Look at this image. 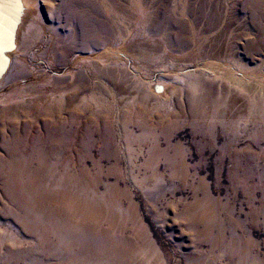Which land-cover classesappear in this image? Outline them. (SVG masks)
Listing matches in <instances>:
<instances>
[{
  "label": "rangeland",
  "instance_id": "374dc122",
  "mask_svg": "<svg viewBox=\"0 0 264 264\" xmlns=\"http://www.w3.org/2000/svg\"><path fill=\"white\" fill-rule=\"evenodd\" d=\"M161 1L163 10L187 19V3L218 9L222 23L232 21L236 59L203 53L207 39L174 44L147 28V6L136 4V26L117 24L122 29L96 52L118 57L134 78L121 85V95L102 84L81 102L76 95L83 90L71 73L85 67L81 60L90 54L55 48L57 35L69 40L80 30L52 9L60 0L50 7L44 0H0V264L57 262L49 256L54 237L42 240L34 223L22 218L9 187L14 193L27 187L42 208H53L52 198L98 191L105 204L115 205L125 234L140 221L163 264H264V105L257 99L264 92V0ZM102 7L110 23L119 22ZM184 71L189 80L206 71L212 88L206 102L188 96L175 77ZM20 91L25 99L3 102ZM122 131L135 138L132 149Z\"/></svg>",
  "mask_w": 264,
  "mask_h": 264
},
{
  "label": "bare ground",
  "instance_id": "6f19581e",
  "mask_svg": "<svg viewBox=\"0 0 264 264\" xmlns=\"http://www.w3.org/2000/svg\"><path fill=\"white\" fill-rule=\"evenodd\" d=\"M44 1H45L46 5L50 7L52 5V2H54L56 0H44ZM82 1H84V2H81V1L79 2L78 0H60L59 5H52L53 6L52 9H55L56 11L64 13L66 15V18H68L67 20H70L73 23H78V28L80 29L79 32H76L75 34L72 33V35H70L72 37V39L69 38V40L65 39V36L57 35L56 36L57 41L55 42V45H56L55 48L61 49V50L64 48L66 52H72V53L79 52V51L82 53L83 51H85V53L90 54L88 59L81 60V62L83 63V66L85 65V67H83V68L80 67V70L78 72L75 71L74 73H71L72 76L70 75L71 79L74 82V85L76 83V85L78 87L82 88V90H83L80 92L79 95L73 94V95H76V101L80 100L81 102H84L85 99L88 97L86 95V92H90L94 89H95V91L96 90L100 91L102 84H105V85L111 87L113 90L116 91V93L118 95H121V93H123V91L120 90L121 85H124L126 79H128L130 77L134 78V76L131 73L126 71V69L123 67V64L120 66V64H118V62H116L118 57L116 58V61H113L112 60L113 57L111 55H109L108 53L104 54V51H103V53L98 54L96 52L98 50H103V44L108 43V41L110 40L109 37H110L111 33H114L117 30H121L122 27H123V29L132 30L136 26V23H133V20L135 18H137V16L132 12L133 9H135L136 4H141L143 6H147V8H146L147 9V11H146L147 12V14H146L147 15V28L152 30V31L154 30L156 32L163 33L166 36L165 38L170 37V39L172 41H175L174 44H180L181 42L188 40L191 37H193V38L196 37V39H199L202 42H204L207 39L208 44L205 43L204 46H206V48H205V51H203V53H208V54L211 53V54H214V56H219V57H221L220 55L222 53H225L226 54L225 56H227L229 58L231 57L234 60L236 59L234 45H233V42L231 40L232 35H233L232 33L234 32L233 27H232V23H230L232 21L228 20L225 23H222L224 18L222 19L221 12L218 9L211 8L210 6H208V7L203 6L202 5L203 3L201 4L199 2L200 4L191 5L190 3L184 2V3L188 4L187 5L188 8H187L186 15H185L188 17V19H187V18H181L179 16H176L175 14L169 12V10H167V9L163 10L161 8L160 0H82ZM181 1H184V0H181ZM10 2H12V1H10ZM49 3H51V5H49ZM165 5H167V4H165ZM102 6H104L106 8L105 11L107 13L110 12V15L112 17H114L115 19H117L119 22L118 23H110V19H108L109 17H107V19H106V16L104 15ZM184 10H186V9H184ZM230 18H231V16H230ZM117 24H120L122 27L121 28L116 27ZM254 24H256V23H254ZM259 27H260V25H259ZM238 29H240V28H238ZM262 30H264V29H262ZM77 39H79L80 42L76 41ZM263 42H264V40H263ZM61 43H63L64 46H62ZM58 44H61V45H58ZM250 44H257L258 45L259 43L258 42L257 43L250 42L249 45ZM173 48H174V46H173ZM133 51L134 50L132 48H129V50L127 52H133ZM255 51H256V49H255ZM248 52H250V51H247V53ZM57 64H58V62H57ZM208 65H211V69L213 68L212 63H209ZM81 66H82V64H81ZM200 68H202V67H200ZM205 72L206 71L194 72V74H197V76L193 77L192 80L188 79L191 75L188 71L187 72L184 71V72H180V73L175 74V77L177 79H179L183 83L184 87H186L188 89V91H189L188 96H190V98L193 102H206L208 97H209V94L212 90L211 86L207 84V83H209V80L207 81V73H205ZM91 74L95 77V79H98V83H95V82L93 83ZM65 75H67V74H65ZM248 75H249V73H248ZM46 81H47V79H46ZM46 81H44V82H46ZM70 84H72V82H70ZM235 84H237V83H235ZM25 86H28V85H25ZM24 87H22L23 88L22 90H24ZM69 87H71V86H69ZM208 88H210L211 90H209ZM254 88H255V86H254ZM34 89H35V87H34ZM59 89H60V86H59ZM102 89H105V88H102ZM180 90H182V89H180ZM225 90L226 89H224V92H225ZM243 90L246 92V94H248L250 96L254 95L253 90L250 86H245L243 88ZM29 91H31V90H28V92ZM24 94H26V93L25 92L22 93V91H20L18 94L15 93V95H12V92H11L12 96H9L4 101L3 100H1V101L10 102V101H14V100H23L26 97V95H24ZM7 95H8V93H7ZM163 95H164V93H163ZM91 96H93L94 100L97 101V98H96L97 94L96 93H92ZM257 99L260 101L259 104L261 106H263L264 105V92L259 93L257 96ZM218 109H220V108H218ZM103 120H105V118ZM91 121H93V120H91ZM103 123H101V124H103ZM112 125H114V124H112ZM106 126H107V124H106ZM102 129H104V128H102ZM101 132L103 133V131H101ZM121 133H124V132L122 131ZM90 134H88L89 137H90ZM88 135H87V137H88ZM49 137H50V135H49ZM57 137H58V135H57ZM123 138L125 139V144H126L127 150L132 149V146L135 142V138L133 137V135H131L129 132H125L123 134ZM85 139H86V137H85ZM101 141H103V140H101ZM60 142H61V140H60ZM80 150H82V148H80ZM89 150H90V148H89ZM85 157H87V156H85ZM80 160H82V159H80ZM77 161H79V160H77ZM92 161H94V160H92ZM92 161H91V163H93ZM71 162H73V161H70L69 163H71ZM84 162H85V160H84ZM96 165H98V164H96ZM77 167H78V165H77ZM83 168H84V166H83ZM11 169H12V167H11ZM81 170H83V169H81ZM13 177L15 178L16 176H13ZM13 177H12V179H13ZM21 180H22V178H21ZM21 180L19 179V181H21ZM13 182H14V180H13ZM90 183H91V181H90ZM11 184H13V183H11ZM18 185L19 184H17V186ZM25 185H26V183H25ZM12 186H14V185H12ZM12 188H10V187L8 188V189H11L9 191V197H12V202L14 204H16V206H17L16 210L20 209L21 211L24 212V217H22L20 214H19V217L21 216L24 219L26 218L25 221H28V222L30 220V222L32 223V226L34 223V225L39 229L38 231L36 230L37 231L36 233L40 232V237L42 238V240L48 241L47 238L49 236L54 237V239H55L54 244L55 245L52 244V245H54V247L49 252L50 253L49 256H50V258L54 259L55 261L57 260V262L54 261L55 263H51V264H163L162 261H164V260H162L161 254L159 252L155 251L154 247H156V246L153 245V241H151L150 236L148 235L147 232H145V230L142 227H140L137 224V222L139 223L140 221H136L137 218H136V220L134 218L135 223H133L134 224L133 227L130 226L131 227L130 233L125 234V232L127 231V227H125L126 223H124L125 225H123L122 218L118 217V215L116 214L115 205L114 204H110V205L105 204L106 202L105 203L103 202V200H102L103 197L101 196V193H99L98 191H92L93 195L87 196V197H82V196H78V195H77L78 196L77 197V196H74L72 194L69 195V193H68L69 196H65L64 198L55 199V202L52 201L53 198H52V194H51L52 199L50 202H52L51 204L54 203V207L51 208L52 206L50 205V207L42 208V205H40V203L42 201H40V200L37 201L38 199H40V196H39V198L37 197L38 199L36 201L32 200V198L29 197V193L31 191L29 192L27 187H22V188H24L22 193H19L20 191L18 193L17 192L14 193V189H12ZM16 188H18V187H16ZM38 188H39V186H38ZM44 188H45V185H44ZM30 189H31V186H30ZM32 189H33V185H32ZM42 190H40V191H42ZM83 190L84 189H82V191ZM42 192L44 193V191H42ZM45 192H46V190H45ZM47 192H49V190ZM5 193H7V192H5ZM38 193L39 192H37V194ZM40 194H41V192H40ZM46 195L48 197V194H46ZM53 196H55V195H53ZM55 198H56V196H55ZM33 199H35V197ZM44 199H45V197H44ZM56 201H57V203H56ZM44 202H45V200H44ZM13 206L15 207V205H13ZM13 209H15V208H13ZM11 212H14V211H11ZM117 213H118V211H117ZM15 214H16V212H15ZM121 216H122V214H121ZM26 224H27V222H26ZM32 226L30 225V227H32ZM27 229H30V228H27ZM30 232H31V230H30ZM32 232H34V231L32 230ZM26 233H28V232H26ZM34 234H35V232H34ZM36 236H38V235H36ZM32 239H34V238H32ZM17 240H19V239H17ZM139 240H142L143 242L139 243ZM20 242H22V241H20ZM36 245H35V247H36ZM41 245H45V244H39V246H41ZM42 247H41V249L44 248V247L43 248ZM20 248H22V246H20ZM38 249H40V248L38 247ZM46 250H48V249H46ZM32 251H33V249H32ZM23 252L25 253V251H23ZM27 255H29V254H26V257H27ZM18 257H20V255ZM29 259H31V258L29 257ZM22 260H23V258H22ZM47 260H49V259H47ZM44 262L45 261H41V262L35 261V259H34V261H32V263L31 262L30 263L31 264H44Z\"/></svg>",
  "mask_w": 264,
  "mask_h": 264
},
{
  "label": "water",
  "instance_id": "95a60500",
  "mask_svg": "<svg viewBox=\"0 0 264 264\" xmlns=\"http://www.w3.org/2000/svg\"><path fill=\"white\" fill-rule=\"evenodd\" d=\"M4 72V71H3Z\"/></svg>",
  "mask_w": 264,
  "mask_h": 264
}]
</instances>
